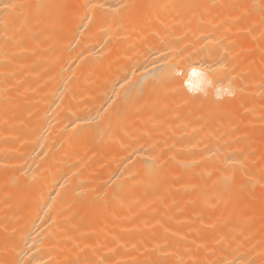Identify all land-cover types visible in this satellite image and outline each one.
I'll use <instances>...</instances> for the list:
<instances>
[{"label":"bare ground","instance_id":"6f19581e","mask_svg":"<svg viewBox=\"0 0 264 264\" xmlns=\"http://www.w3.org/2000/svg\"><path fill=\"white\" fill-rule=\"evenodd\" d=\"M0 264H264V0H0Z\"/></svg>","mask_w":264,"mask_h":264}]
</instances>
